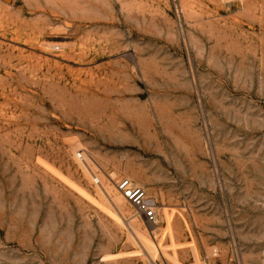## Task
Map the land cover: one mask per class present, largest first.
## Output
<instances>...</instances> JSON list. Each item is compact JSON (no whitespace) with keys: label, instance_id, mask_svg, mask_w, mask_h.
<instances>
[{"label":"rangeland","instance_id":"374dc122","mask_svg":"<svg viewBox=\"0 0 264 264\" xmlns=\"http://www.w3.org/2000/svg\"><path fill=\"white\" fill-rule=\"evenodd\" d=\"M0 264H264V0H0Z\"/></svg>","mask_w":264,"mask_h":264},{"label":"built area","instance_id":"2783aa9c","mask_svg":"<svg viewBox=\"0 0 264 264\" xmlns=\"http://www.w3.org/2000/svg\"><path fill=\"white\" fill-rule=\"evenodd\" d=\"M56 50H60V48L57 47ZM79 158L84 160L82 154L79 155ZM96 184H100L98 178H96ZM115 186L116 191L136 209L137 213L149 225L156 226L158 224L157 202L148 196L143 187L134 184L130 179H122Z\"/></svg>","mask_w":264,"mask_h":264},{"label":"bare ground","instance_id":"6f19581e","mask_svg":"<svg viewBox=\"0 0 264 264\" xmlns=\"http://www.w3.org/2000/svg\"><path fill=\"white\" fill-rule=\"evenodd\" d=\"M85 194V193H84Z\"/></svg>","mask_w":264,"mask_h":264}]
</instances>
